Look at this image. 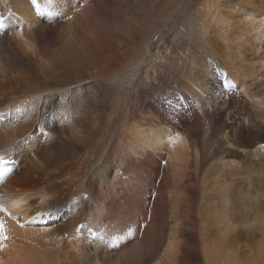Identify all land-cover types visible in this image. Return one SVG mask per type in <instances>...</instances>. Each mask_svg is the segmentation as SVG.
<instances>
[{"label":"bare ground","instance_id":"bare-ground-1","mask_svg":"<svg viewBox=\"0 0 264 264\" xmlns=\"http://www.w3.org/2000/svg\"><path fill=\"white\" fill-rule=\"evenodd\" d=\"M212 1L200 16L221 35L206 30L203 48L177 36L171 55L198 65L184 58L163 67L168 49L152 43L153 18L167 0H0V156L13 161L0 164V201L26 225L0 212L8 236L0 264H264V228L256 249L249 243L264 92L221 88H246L247 75H259L242 56L226 61L243 48L232 28L237 10L215 15ZM247 4L243 33L257 16L264 26L255 7L264 0ZM149 48V83L115 99L128 108L110 119V99L92 92L94 82L127 69L131 88L134 62ZM253 48L250 61L261 65L263 44Z\"/></svg>","mask_w":264,"mask_h":264},{"label":"rangeland","instance_id":"rangeland-1","mask_svg":"<svg viewBox=\"0 0 264 264\" xmlns=\"http://www.w3.org/2000/svg\"><path fill=\"white\" fill-rule=\"evenodd\" d=\"M204 2L205 0H167V2L162 3L161 9L157 11L155 17L153 18L154 28L158 32H157V36H155V38L152 39V43L158 42L159 48L162 46H165L168 49V51L166 52V55L164 56L161 55V62H158L159 64L162 63L163 67H165V63L174 65V64L181 62L184 58H186L185 61H188V62L191 61L196 66L198 65L197 63L198 61L195 60L193 57L188 58V55H186L185 57L184 56L180 57V58H177L178 56L175 57V54L173 56L171 55L173 45L176 42L175 38L177 36H183L185 40L187 41V43L197 46L198 48H203L205 47L204 45H205V40L207 37L206 30L210 32L211 36H215V35L219 36L218 34H216V31H218L219 34L221 35L222 29L219 28V26L213 25L214 29H212L211 22L207 20L206 15L204 16L203 14L202 17L200 16L203 12L205 13V11L202 10L205 5ZM212 3L215 6V10H216L214 12L215 15L218 14L222 10H229V9L237 10L238 20L237 22L233 23L232 28L235 34L242 35L243 37L242 47L243 48L240 54L238 55H231V54L227 55L228 59L226 61L230 65H236L238 64L237 63L238 61L236 62H233V61L237 60L239 57L242 56V59H243L242 61L246 62L251 67V69L256 68L257 72H255L256 73L255 75L257 76L259 75L257 80H252L253 78L252 75L248 74L247 80L249 81L245 82L246 88H242L243 86L240 87L238 86V83H236L235 85L237 86L236 87L237 90L235 92H238V93L240 92L242 95H244L242 91L245 90L244 96L246 97L247 95V97L249 98L250 92L254 93L253 90L254 91L257 90L255 92L260 94L261 96L260 95H255V96H257L256 98H259V97L261 98L262 92H264V89H263L264 82H262L264 81V74H263L264 73V68H263L264 60L262 59L263 65L262 64L257 65L253 63L256 61H252V62L250 61L251 57H253L252 55V53L254 52L253 46H255L256 43H258V41L260 44H263V49L261 51L264 53V26L261 25L262 20L260 19V16H257L256 18L251 19V22L255 23L254 30L251 31L252 26H248L247 30L243 33L245 24L247 25L249 24L246 18L243 16V12L246 8V5H248L247 0H214L212 1ZM153 6L154 4H152V7ZM255 7L258 9H264L260 6H255ZM254 36H256L258 41L253 40ZM169 37L170 39L168 41H164L165 38H169ZM234 41L236 42L237 39L234 38ZM250 41H253V46H250L249 44ZM260 47H262V45H260ZM177 52H181V50L179 49ZM147 53H148V56L146 60H143L140 57L137 60V62H134V64L139 65L140 69H139V76L135 84L131 85V88L124 86V84L126 83L124 77H125V72H127V69L123 70L120 73V77L117 79L110 80V79L102 78V79L96 80L98 84L96 81L94 82L93 87L95 88L92 87V92L93 93L96 92V90H93V89H97L98 91L103 88L105 91V96L107 97V99H110L111 107H110V110L108 111L109 116L111 117L110 119L115 118V117L122 118L128 108V104L127 106L124 105L123 108L118 107V105H116L115 99L117 100L118 98H120L119 99L120 101L122 100L126 101L127 98L134 97L136 93L135 89L138 88L139 84L149 83V80L147 79V72L149 71L150 64L154 58L152 56V54L154 53V49L149 48ZM217 59L221 62L219 58ZM218 60L217 61L215 60L217 64L219 63ZM216 63L213 64L214 67L217 66ZM219 69L221 71L223 70L221 68ZM224 74L227 75V72L225 71ZM260 79L263 85L259 84L261 82H258L259 85H257V81H259ZM252 81H253V84L250 86V83H252ZM99 83H102V84H99ZM227 83L223 82V85L221 88L224 89V85H228ZM53 91H55V89H52V90L49 89L46 91V93L51 94ZM248 91L249 93H246ZM216 95H220L219 90L217 91ZM249 101L251 100L249 99ZM250 103L254 104L252 102ZM262 147H264V144H262ZM256 162H260V161L256 160ZM249 171L251 173V185H250L251 195H250V205H249L250 206L249 224L251 225V229H250L249 243L252 245L254 249H256V244L258 242H261L262 240L261 239L263 235L262 228H264V179H263L264 178V166L260 167L258 166V164L252 162V164L250 165ZM260 174H263V175L259 177ZM154 196H156V194Z\"/></svg>","mask_w":264,"mask_h":264},{"label":"snow or ice","instance_id":"snow-or-ice-1","mask_svg":"<svg viewBox=\"0 0 264 264\" xmlns=\"http://www.w3.org/2000/svg\"><path fill=\"white\" fill-rule=\"evenodd\" d=\"M4 163H6V161L4 160L2 156H0V164H4ZM80 227L84 228V227H87V225H81ZM128 228H129V234H131V225H129ZM7 239H8V236L5 230V223L2 219H0V247L3 246V242L6 241Z\"/></svg>","mask_w":264,"mask_h":264}]
</instances>
